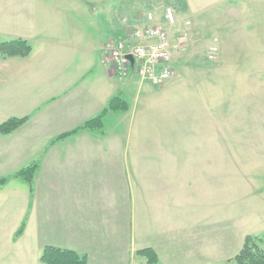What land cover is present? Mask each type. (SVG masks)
<instances>
[{"label": "crops", "instance_id": "crops-1", "mask_svg": "<svg viewBox=\"0 0 264 264\" xmlns=\"http://www.w3.org/2000/svg\"><path fill=\"white\" fill-rule=\"evenodd\" d=\"M53 10L58 13L56 8ZM136 19L144 24L141 15ZM52 22L39 16L29 30L19 34L16 31L8 40L13 41L14 36L22 41L53 38L59 26ZM87 40L88 34L83 47L72 50L86 55L92 50ZM103 62L106 67V60ZM22 63L18 57H0V84L6 86L14 70L22 71ZM35 66V77L47 85L40 97L41 108L44 112L48 107L54 110L52 114L32 116L14 132L0 135V176L39 160L31 199L27 186L16 180L0 188V264H18L17 257L20 264H43L39 259L45 248L74 252L85 258V264H132L135 252L143 249L153 250L160 264H222L241 247L245 236L235 237L231 228L227 230L228 225L222 229L219 214L207 211L190 218L184 172L170 174L156 168L155 157L168 152L178 160V154L182 157L204 147L209 141L204 138L211 135L205 128V117L214 123L219 116H255L247 96L238 103L230 98L233 101L229 102L227 114H223L217 102L220 91L213 88L217 86L214 74L242 72L243 66H211L212 70H207L212 73L210 81L197 83L200 104L196 116H182L181 123L182 135L195 139L178 147L144 144L143 148L128 144L133 130H110V122L103 124V134L79 130L49 145L104 109L112 94L108 91L111 73L106 67L102 79L92 80L89 63L70 68L62 56L56 59L54 51ZM245 73L248 71L244 78L250 79ZM172 81L161 92L173 90L176 84ZM206 86L212 88L213 108L204 113ZM120 113L123 112H108L105 116H123ZM22 117L25 116H0V122ZM191 120L197 124L189 129L187 123ZM123 138L126 144L121 142ZM201 165L197 163L198 168ZM259 219L264 220L263 216ZM22 223L23 231L15 237ZM222 230L227 233L224 241Z\"/></svg>", "mask_w": 264, "mask_h": 264}, {"label": "rangeland", "instance_id": "rangeland-1", "mask_svg": "<svg viewBox=\"0 0 264 264\" xmlns=\"http://www.w3.org/2000/svg\"><path fill=\"white\" fill-rule=\"evenodd\" d=\"M167 7L176 18L173 26L163 19ZM147 13L152 14L154 23L168 35L169 67L174 72L172 82L176 87L161 92L165 85L141 83L133 73L124 79L110 75L108 91L112 94L104 108L116 96L125 101L127 109L120 113L123 116H104L103 124L110 122L107 126L110 130H133L127 141L130 146H182L195 139L182 135L181 123L182 116H196L200 104L197 83L210 81L212 73L207 70H212L211 66H243V73L226 70L214 74L217 86L213 88L220 91L217 102L223 114H227L229 102L233 101L230 98L238 103L247 96L255 116H219L214 123L205 117V128H209L211 135L204 138V141L209 139L204 147L182 157L178 154V160L175 154L171 157L164 152L156 155L155 161L156 168L170 174L184 172L190 218L207 211L211 215L219 214L222 229L228 225L227 230L231 228L235 237L245 236L241 247L222 264H233L232 259L241 251L247 237L261 239L257 247L264 254V220L259 219L264 218V0H0V30H3L0 42L10 41L16 31L19 34L29 30L39 16L59 26L53 38L25 40L30 52L18 60H23L26 69L14 70L12 81L8 80L6 86L0 84V116H25L28 121L32 116L53 113V107L42 110L40 97L47 85L35 77V65L47 53L54 51L56 59L62 56L70 68L89 63L90 79H102L106 67L108 70L111 67L105 44L119 38L125 29L141 27L136 15L145 18ZM87 34L88 49L92 50L86 55L72 50L75 46L83 47ZM12 40H16L15 36ZM213 51L215 59H209ZM245 71L250 76L248 80L244 78ZM204 92L205 113L207 108H213L212 88L206 86ZM132 111L135 116H131ZM196 124V120H191L187 126L191 129ZM122 141L127 143L126 138ZM197 163L203 165L198 168ZM32 195L33 190L29 191L30 199ZM225 235L222 230V241L226 240ZM140 251L135 252L132 264L145 263Z\"/></svg>", "mask_w": 264, "mask_h": 264}, {"label": "built area", "instance_id": "built-area-1", "mask_svg": "<svg viewBox=\"0 0 264 264\" xmlns=\"http://www.w3.org/2000/svg\"><path fill=\"white\" fill-rule=\"evenodd\" d=\"M163 19L168 26L176 23L174 12L168 7L164 8ZM144 21L141 27L127 30L116 40L108 41L104 46L105 55L111 64L110 73L113 77L124 79L133 73L141 83L162 87L174 77L169 67V38L166 31L154 23L151 13L146 14ZM211 58L215 59L214 51L209 55Z\"/></svg>", "mask_w": 264, "mask_h": 264}, {"label": "trees", "instance_id": "trees-1", "mask_svg": "<svg viewBox=\"0 0 264 264\" xmlns=\"http://www.w3.org/2000/svg\"><path fill=\"white\" fill-rule=\"evenodd\" d=\"M30 47L22 40H13L9 42L0 43V57H25L29 54ZM127 109L126 103L119 97H113L109 100L106 108H104L96 117L85 121L83 124L74 130L57 136L49 145L63 139L64 137L73 134L79 130H93L98 134H103V118L108 112L125 111ZM27 121V117L16 119L12 118L0 124V135H7L21 127ZM39 168V160H35L25 167L17 170L13 174L0 177V188L5 186L12 180H16L26 186L29 191L33 190L34 177ZM24 223L18 228L15 237H19L23 231ZM261 239L255 237H247L244 240V245L241 251L232 259L233 264H264V254L261 253L257 247V242ZM140 253L145 258L144 264H160L154 252L151 250H142ZM40 262L43 264H85V258L79 257L76 253L71 251L60 250L56 248H45L40 256Z\"/></svg>", "mask_w": 264, "mask_h": 264}, {"label": "water", "instance_id": "water-1", "mask_svg": "<svg viewBox=\"0 0 264 264\" xmlns=\"http://www.w3.org/2000/svg\"><path fill=\"white\" fill-rule=\"evenodd\" d=\"M129 61L132 63V60H131V58H129Z\"/></svg>", "mask_w": 264, "mask_h": 264}]
</instances>
